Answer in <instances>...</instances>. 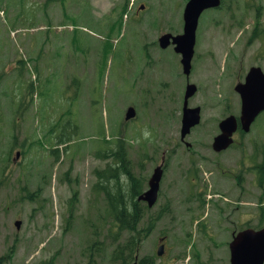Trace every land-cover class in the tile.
Here are the masks:
<instances>
[{
    "label": "rangeland",
    "instance_id": "1",
    "mask_svg": "<svg viewBox=\"0 0 264 264\" xmlns=\"http://www.w3.org/2000/svg\"><path fill=\"white\" fill-rule=\"evenodd\" d=\"M185 4L0 0V264H123L114 248L132 233L112 227L107 196L129 198L127 168L145 190L164 153L159 201L139 223L153 226L139 262L154 254L157 264H230L233 232L264 226L254 173L264 114L237 145L212 149L220 120L240 112L235 85L252 66L264 69V0H226L200 18L190 106L202 108V121L186 137L191 147L181 139L187 79L173 49L159 46L162 34L183 32ZM129 106L137 117L126 122ZM125 149L127 168L115 158ZM112 165L119 178L96 190L97 172Z\"/></svg>",
    "mask_w": 264,
    "mask_h": 264
},
{
    "label": "water",
    "instance_id": "2",
    "mask_svg": "<svg viewBox=\"0 0 264 264\" xmlns=\"http://www.w3.org/2000/svg\"><path fill=\"white\" fill-rule=\"evenodd\" d=\"M221 0H190L185 10V26L181 34L165 33L160 37V44L167 47L171 42L176 44V51L182 53V63L185 73L189 74L192 68V59L195 53L197 28L201 13L210 7H217ZM242 97V111L240 123L244 131L248 132L252 122L264 110V71L260 66L252 67L246 77V83L237 85ZM197 91L194 83L188 84L183 105V120L181 137L185 140L192 128L201 122V107H190L189 98ZM136 115V109L130 107L126 112V119ZM239 127V119L230 115L220 123L221 133L215 137L213 147L220 152L234 143V133ZM190 145L189 142H187ZM20 156V153L17 154ZM165 158V157H164ZM163 158V160H165ZM164 161L159 165L150 181V189L141 198L153 205L160 189V182L164 173ZM140 198V199H141ZM20 227L21 222H16ZM165 245L162 244L158 254L162 255ZM231 264H264V227L261 229L247 228L234 235L230 242ZM137 264V263H135Z\"/></svg>",
    "mask_w": 264,
    "mask_h": 264
},
{
    "label": "trees",
    "instance_id": "3",
    "mask_svg": "<svg viewBox=\"0 0 264 264\" xmlns=\"http://www.w3.org/2000/svg\"><path fill=\"white\" fill-rule=\"evenodd\" d=\"M127 10V6L125 5V7L123 8L122 14L120 19L117 22V25L119 28H122L123 25V15L125 13V11ZM107 57V54L105 55ZM33 84L30 85V88L32 89ZM65 132V129H64ZM64 133L62 132L59 135V139L60 141H66L70 138V136H68L66 139H64ZM61 150L60 147H55L52 150V153L55 155H58L59 151ZM24 152H26V150L24 149ZM115 158H120L122 164L124 165L125 168H127V161H126V157H125V153H120L117 152L115 153ZM109 174L106 175L103 173V179H105L107 181V186L103 185V189H109V180L111 178H119L120 176V170L119 168H110L109 170ZM128 175L130 174L129 168H127V172ZM261 175V176H260ZM260 181H259V185L261 188H264V164L261 166L260 168ZM41 189V188H40ZM135 191H137V188L135 187ZM109 192V190H108ZM28 194V193H27ZM26 194V196H27ZM35 194H30L29 197L33 198ZM37 197V196H36ZM108 199H110V204L111 207L109 209V213L112 215L113 221H112V227L114 225L117 226V231L119 233H121L122 235L124 233H129L131 232L132 235H128V239L124 244H121L119 246H117L116 248H114V252H113V259H115L116 261H123V264H131L135 258V254L138 253L140 247H141V243L145 240L146 237L149 236L151 229H152V225L147 227V228H143L140 229L139 228V223L142 220L143 217V211L141 209H139L137 206L133 209H131L129 207V203H128V199L126 198V196H124L123 194H119V195H115L112 193H109V196H107ZM35 200V199H34ZM92 252H95V250H93ZM196 256L199 257V253H196ZM156 256L154 254H149L146 255L144 258L141 259L140 264H157L156 263Z\"/></svg>",
    "mask_w": 264,
    "mask_h": 264
},
{
    "label": "flooded vegetation",
    "instance_id": "4",
    "mask_svg": "<svg viewBox=\"0 0 264 264\" xmlns=\"http://www.w3.org/2000/svg\"><path fill=\"white\" fill-rule=\"evenodd\" d=\"M172 48L173 49V51L175 52V47H174V45H170V46H168V47H166L165 49H167V48ZM3 52H4V48H3V45L0 43V81L3 79L2 77H3V75L5 74V63H4V61H5V58H4V54H5V52H4V54H3ZM175 60H176V67H178V65H179V62H180V55L178 54V53H176L175 52ZM247 76V75H246ZM246 76H245V78H244V80L243 81H241V82H245L246 81ZM186 79H187V83L190 81V78L188 79L187 77H186ZM186 83V84H187ZM2 91V89H1V86H0V92ZM257 121V120H256ZM255 123V122H254ZM254 125V124H253ZM241 135L242 134V131L239 129L237 132H236V134L234 135L235 137L237 136V135ZM215 137V136H214ZM238 143H237V140H236V142L232 145V146H235V145H237ZM212 146H213V144H212ZM125 157H126V161H127V164H128V160H127V152H126V149H125ZM263 164H257L255 167H254V173H255V175L256 176H258L259 175V173H260V167L262 166ZM158 166V164L154 167V169L156 168ZM154 169H153V171H154ZM129 171H130V174H129V176H130V179L132 180V184H133V188H132V192H129V199H128V203H129V207L131 208V209H133V208H135L136 206L139 208V209H141L142 211H143V217H142V219L144 218V215H145V212L146 211H148V210H150L151 208H153L157 203H158V201H159V198H160V194H161V188H160V190H159V195H158V200H157V202H156V204L155 205H150L149 204V201H147V200H144V199H142L141 197L143 196V195H145L146 194V191L147 190H149L150 189V187H151V185H150V181H151V176H150V178L148 179V181H147V188L145 189V190H143L140 186H139V184H141V183H139L138 184V178H136V177H134V175L132 174V171L129 169ZM152 175V174H151ZM240 178L242 179L243 177H242V175L240 176ZM135 184H137L140 188H138V186L137 185H135ZM135 187L137 188V191H135ZM141 198V199H140Z\"/></svg>",
    "mask_w": 264,
    "mask_h": 264
},
{
    "label": "clouds",
    "instance_id": "5",
    "mask_svg": "<svg viewBox=\"0 0 264 264\" xmlns=\"http://www.w3.org/2000/svg\"><path fill=\"white\" fill-rule=\"evenodd\" d=\"M149 135V133L148 132H145V136L147 137Z\"/></svg>",
    "mask_w": 264,
    "mask_h": 264
}]
</instances>
